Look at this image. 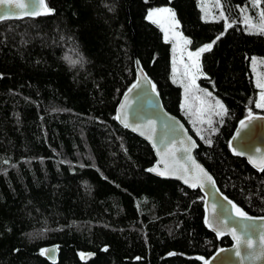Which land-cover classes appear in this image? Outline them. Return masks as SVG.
I'll return each instance as SVG.
<instances>
[{
    "label": "trees",
    "instance_id": "16d2710c",
    "mask_svg": "<svg viewBox=\"0 0 264 264\" xmlns=\"http://www.w3.org/2000/svg\"><path fill=\"white\" fill-rule=\"evenodd\" d=\"M45 2L54 14L0 22V264H49L40 252L51 245L55 264H203L198 257L230 245L204 227L199 191L147 173L151 149L116 123L134 58L196 141L195 158L220 193L264 217V173L227 148L249 109L264 114L250 69L251 58L264 59V35L249 34L240 13L247 6L258 23L250 0H221L234 25L226 32L225 21L202 19L197 0ZM163 6L191 50L216 41L198 79L228 110L222 123L214 119L215 134L204 133L211 146L182 113L170 45L146 19Z\"/></svg>",
    "mask_w": 264,
    "mask_h": 264
},
{
    "label": "snow or ice",
    "instance_id": "6c2138e0",
    "mask_svg": "<svg viewBox=\"0 0 264 264\" xmlns=\"http://www.w3.org/2000/svg\"><path fill=\"white\" fill-rule=\"evenodd\" d=\"M262 0H250L251 7L258 10V23L254 22L252 18L248 15V7L241 6L240 13L243 16V23L245 29L249 34H262L264 35V9H261ZM215 7L221 9L219 11V19L225 21V32L227 29L232 28L234 25L232 22H229L225 16L224 11L222 10L221 0H216ZM0 8H3L5 11L3 14H0V20H5L12 18L14 15L17 17L23 16H39V15H52L54 10L50 9L45 2V0H33L32 9L29 10L28 3L25 0H0ZM17 10L16 13H13L11 10ZM202 11L205 12V19L209 12L207 10V5H202ZM147 20L153 24H157L161 31L164 33L163 39L165 43L172 44V52L174 57L172 60V79L173 83H178L180 87L184 89L185 93V103L181 105L182 109H185L186 116L193 118L191 122L193 127L196 130V134L203 140L206 144L211 146V138H205L204 133L207 132L210 135H213L217 132V128L214 127V123L217 121L214 120V117L219 118V122L222 123L224 117L228 114V110L225 108L219 100H214V103L209 102L206 98H212L211 92L203 91L199 88L197 84V79L203 76L201 71L200 58L202 54L212 51L215 40L205 44L202 47H199L197 50H189L188 45L192 43L191 40L185 38L180 32L176 31L179 27L178 22L175 20V13L169 8H158L151 10L147 13ZM215 19V17H213ZM161 20H168L170 23L167 25L161 23ZM223 35V33L221 34ZM221 36H217L216 40H219ZM256 58H251V64L255 66L257 64ZM261 64H264V60L259 61ZM75 63V61L73 62ZM139 64V61H137ZM141 80L145 83L151 85V90L153 93H156V85L152 84L148 80L147 76L143 74L141 69ZM140 86V80L132 84L128 89V94L124 95L123 103L119 106V111L117 112L114 119L120 121L125 128L130 127L131 125L128 122L127 109L131 107L129 103L130 94ZM255 87L259 89V99L254 101L256 108L264 110V78L257 77L255 81ZM203 91V96L197 95ZM158 95V93H157ZM214 99V98H212ZM193 101V102H190ZM262 120L264 121V116H254L253 111L249 109L246 120L240 121V130L237 131L236 139L240 136L242 130L247 128L249 124L253 121ZM200 125L201 127H197ZM206 125L207 127H203ZM132 130L139 132L141 136H145L146 139L153 141L156 131H155V122L153 120L147 121L146 124H136L132 127ZM177 129H173L176 131ZM183 130V126L180 125V129ZM186 135V133H185ZM162 138L159 143L163 146L162 148H157V154L160 156L159 164L163 165L161 170L159 166L149 169L150 172H155L160 176H169L176 175L177 179H182L185 184L191 188H200L204 189L206 184L211 185L215 188V181L213 177L209 175L203 167L196 163L195 159L192 156V151L197 147V144L192 140L191 136H187V139H180V147L177 148L176 142L173 141L169 144L164 143ZM232 147V145H229ZM153 147H157L156 143L153 142ZM182 152L184 155L181 157L185 163H181L180 160L176 159V153ZM233 154L236 156H243L244 152L237 151L232 147ZM257 156H248V162L256 168L260 173H264V153H260V150L257 149ZM190 165V167H189ZM179 174V175H177ZM218 192L219 190L216 189ZM224 200L227 201L228 205L231 206L232 213L238 217L241 221H248L249 223L242 224L241 229L246 238L242 240L241 235L237 234L236 229L228 227V218H221L220 215H217V205H211L208 215L205 216L204 223L215 232L216 236L223 237L225 235H231L232 239L235 241V255L241 259L247 258L249 260L264 259V217H252L248 215L245 211L238 207L235 203L229 200L227 197H224ZM207 203V201H205ZM257 223H259V229H257ZM257 231L260 232L259 236V249L254 251L247 257H242V245L247 249H254L256 245L252 238L253 234ZM107 251V249H104ZM50 251H55V249H43L41 250V255H47ZM224 250L221 249V252ZM81 259H85L83 253L80 254ZM170 255H175L171 253ZM201 259L203 264H211L207 259Z\"/></svg>",
    "mask_w": 264,
    "mask_h": 264
},
{
    "label": "water",
    "instance_id": "95a60500",
    "mask_svg": "<svg viewBox=\"0 0 264 264\" xmlns=\"http://www.w3.org/2000/svg\"><path fill=\"white\" fill-rule=\"evenodd\" d=\"M130 1V0H129ZM26 3L29 5V10L32 9L33 0H25ZM5 10L3 8H0V14H3ZM13 13H16L17 10L12 9ZM44 15L39 16H23V17H17L13 16L12 18L0 20V22L3 21H13V20H23V19H34L37 17H41ZM137 59H133V68L135 73V80L133 82L136 83L138 80H140V86L135 89L129 96V103L131 104V107L128 108L127 114H128V122L131 125L128 128H125L123 124L116 120V123L132 135L138 137L142 141H144L149 148L152 151L153 157H154V163L147 169V173H149L151 176L163 180V181H172L179 183L182 187L188 189L189 191H199V193L203 197V225L207 229L208 232L212 233L216 236L215 232L212 231L210 228L207 227V225L204 223L205 216L208 215V211L211 208V205L216 204L217 205V215H220L221 218H228V227L229 228H235L238 235H241L242 240L245 237L241 225L249 223L248 221H241L238 217L232 213L231 206L228 205L227 201L224 200V197L220 191H216L217 186L215 183V188H213L211 185L206 184L204 189L201 190L200 188H191L187 184L183 182L182 179H177L176 175H169V176H160L157 175L155 172L148 171L151 168L159 166V168L162 170L163 165L159 164L160 156L157 154V148H162L163 146L159 143V141L162 138L164 139L165 144H169L173 141L176 142L177 148L180 147L179 140L180 139H187V136H191L183 124V122L177 118L176 116L168 113L164 108L160 101V98L158 97L157 93H153L151 90V85L145 83L143 80H141V66L140 64H137ZM143 74L146 75L143 71ZM148 78V77H147ZM149 80V79H148ZM132 84L130 85V87ZM129 87V88H130ZM128 88V89H129ZM128 89L121 95L114 111V117L116 116L117 112L119 111V106L121 103H123V97L124 95L128 94ZM254 116H264V114H253ZM247 116L244 117L241 120H246ZM153 120L155 122V137L153 141H150L146 139L145 136H141L139 132H135L132 130V127H134L136 124H146L147 121ZM240 120V121H241ZM240 121L236 124L229 140L227 143V148L229 153L236 158L242 159L245 161V163L255 172H259L256 168H254L249 162H248V156H257V149L260 150V153H264V121L262 120H256L253 121L247 128L241 131L240 136L236 139H233V137H236V133L238 130H240ZM180 125L183 126V130L180 129ZM173 129H177L176 131H173ZM186 133V135H185ZM192 137V136H191ZM192 140L196 143L194 138L192 137ZM153 142L156 143L157 147H153ZM232 145L237 151L244 152L243 156H236L233 154L232 147L229 145ZM197 147L193 149L192 156L195 159L196 163H198L201 167H203L198 160L195 158V151ZM184 154L182 152L176 153V159L180 160L181 163H185L184 160L181 159V157ZM190 167V165H189ZM204 168V167H203ZM205 169V168H204ZM205 171H207L205 169ZM208 172V171H207ZM209 173V172H208ZM179 175V174H177ZM209 175H211L209 173ZM212 176V175H211ZM214 180V178H213ZM207 201V203H205ZM259 218V217H256ZM257 229H259V223H257ZM259 236L260 232L257 231L253 234L252 238L254 240V243L256 245V248L254 249H247L242 245V257H247L254 251H258L259 249ZM217 237V236H216ZM223 237H227L230 241V245L228 247L217 249L207 260L211 262V264H264V259H256V260H249L247 258L241 259L239 257H236L235 255V241L232 239L231 235H225ZM221 238V237H219ZM44 249H55V251H50L47 255H42V257L49 263V264H55L58 258V248L57 245H51L47 246ZM221 249L224 251L221 252ZM85 259H81L83 262H86L90 258H92L91 254L84 255Z\"/></svg>",
    "mask_w": 264,
    "mask_h": 264
},
{
    "label": "rangeland",
    "instance_id": "374dc122",
    "mask_svg": "<svg viewBox=\"0 0 264 264\" xmlns=\"http://www.w3.org/2000/svg\"><path fill=\"white\" fill-rule=\"evenodd\" d=\"M197 2H198V6H199V8H200V10H201V14H202V19L203 20H206L205 19V12L204 11H202V5H207V10H208V12H209V15H208V17H207V21H214V20H216V19H219V11L221 10V9H217L216 7H215V2H216V0H197ZM158 8H169L168 6H163V7H157V8H152V9H150V10H148V12L149 11H151V10H154V9H158ZM170 9V8H169ZM147 12V13H148ZM146 17H147V15H146ZM213 17H215V19L213 18ZM147 19V18H146ZM176 20V19H175ZM177 21V20H176ZM150 22V21H149ZM161 23H164V24H168V23H170V21H168V20H161ZM158 28H159V30H160V32H161V34H162V39H163V36H164V33L161 31V28L157 25V24H155ZM176 31H178V32H180V30H179V27L176 29ZM181 33V32H180ZM182 34V33H181ZM183 35V34H182ZM185 37V36H184ZM186 38V37H185ZM164 40V39H163ZM169 45H170V63H171V81L173 82V79H172V60H173V57H174V53L172 52V44L171 43H169ZM188 47V49L189 50H191L190 48H189V45L187 46ZM202 47V46H201ZM197 50V49H196ZM194 51V50H193ZM262 60H264V59H262ZM258 62H257V64L255 65V66H253L252 64H251V66H250V69H251V72H252V75H253V80H254V85H255V81H256V79H257V77L259 76V77H262V78H264V64H261L259 61H261V60H257ZM204 76H201L200 78H203ZM200 78H198V79H200ZM198 79H197V84H198ZM173 84H175L176 86H178L179 88H180V90H181V105L182 104H184L185 103V99H184V97H185V93H184V89L182 88V87H180L179 86V84L178 83H173ZM199 88L201 89V90H203V91H206V92H209L208 90H206L205 88H202L201 86H199ZM258 90V92H257V99H256V101H258V99H259V89H257ZM203 91L202 92H200V93H197V95H201V96H203ZM212 98H214V99H212ZM212 98H206V99H208L209 100V102H211V103H214V100H218L217 98H215V96H213L212 95ZM190 102H193V101H190ZM194 103V102H193ZM181 109H182V107H181ZM257 109H259V108H257ZM259 110H262V109H259ZM262 111H264V110H262ZM182 113L184 114V116L189 120V122H190V124H191V126L193 127V123L191 122V120L193 119V118H190V117H188V116H186V114H185V109H182ZM214 119H218V117H214ZM204 126H206V125H204ZM203 126V127H204ZM197 127H201L200 125H197ZM194 128V127H193ZM196 131V130H195Z\"/></svg>",
    "mask_w": 264,
    "mask_h": 264
}]
</instances>
